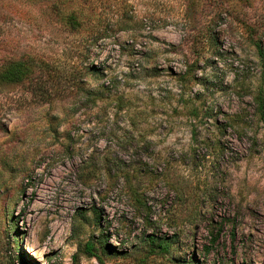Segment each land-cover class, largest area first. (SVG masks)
<instances>
[{"label": "rangeland", "instance_id": "374dc122", "mask_svg": "<svg viewBox=\"0 0 264 264\" xmlns=\"http://www.w3.org/2000/svg\"><path fill=\"white\" fill-rule=\"evenodd\" d=\"M74 2L0 0V264H264V0Z\"/></svg>", "mask_w": 264, "mask_h": 264}, {"label": "trees", "instance_id": "16d2710c", "mask_svg": "<svg viewBox=\"0 0 264 264\" xmlns=\"http://www.w3.org/2000/svg\"><path fill=\"white\" fill-rule=\"evenodd\" d=\"M72 1H75L74 4L76 5V2L78 0H66V4L68 5ZM237 1H245V0H237ZM83 5V7L88 8L90 2L89 0H81L80 3L76 5V9H71L68 11H64V13H61L60 22L63 23L66 27L75 30L80 28L81 24L85 22L83 18L85 17H92L95 13L93 10L89 9H83L80 7V5ZM98 20L101 22L99 15ZM99 38V37H97ZM208 41L210 44L214 45L216 43L215 37L211 34L208 38ZM257 47V53L260 57L263 56L262 49L259 47L258 44H256ZM34 62L33 60L29 61L28 59H18V60H5L2 63H0V85H9V84H26V83H33V79H36L35 71L32 69V66ZM43 68V69H42ZM41 69L43 72L50 73L51 69L46 65L43 66ZM92 71L96 74V69H92ZM42 77V74H41ZM235 88H238L239 90H245L246 92L248 88L242 87V84H239V87H236L233 85L232 89L235 90ZM206 90H209V87H205ZM81 92L86 95L85 99L87 100H95L97 93L93 90H87L83 91L82 88H80ZM236 91V90H235ZM244 91V92H245ZM208 92V91H207ZM239 91H236L238 93ZM101 93V92H100ZM256 106H257V114L259 116L260 120L264 119V87L262 85H259L257 88L254 89V94L252 96ZM193 115H196L197 108H193ZM201 110H203V114L209 115V112L211 109L204 105L201 107ZM235 117L232 118V121L235 122ZM234 126V125H231ZM139 202V201H138ZM99 244V250L102 251V253L105 252L106 246L105 241H99L96 242ZM149 243L152 245V254L155 255H165L170 252L171 249V241L165 240V239H159L155 241L153 238L150 237ZM207 249V248H206ZM97 247L95 243H92L90 241H87L84 243L82 247L83 253L89 255V256H97L96 255ZM189 264H192L191 262Z\"/></svg>", "mask_w": 264, "mask_h": 264}]
</instances>
